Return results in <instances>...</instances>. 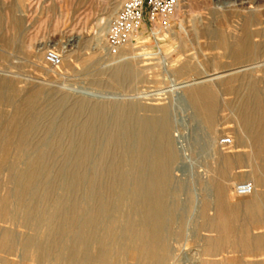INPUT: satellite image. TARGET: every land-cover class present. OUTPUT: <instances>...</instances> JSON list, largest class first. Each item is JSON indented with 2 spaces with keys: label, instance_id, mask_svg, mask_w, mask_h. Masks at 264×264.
Listing matches in <instances>:
<instances>
[{
  "label": "rangeland",
  "instance_id": "1",
  "mask_svg": "<svg viewBox=\"0 0 264 264\" xmlns=\"http://www.w3.org/2000/svg\"><path fill=\"white\" fill-rule=\"evenodd\" d=\"M213 1L178 0L169 29L152 28L144 24L145 27L142 26L137 31L125 48L111 50L107 48L105 40L103 43L102 35L99 36V26L106 21L102 30L104 28L103 32L106 31L107 34V23L110 24L115 15L111 17L110 13L113 9L117 12L122 0H0V81H5L7 90H15L18 98L34 91L40 92L36 107L31 110L36 119L33 123H27V117L19 115L21 101L15 98V94H11V97L14 95L11 103H0V206L5 205L4 197L7 193L12 198H15L13 195L17 196L18 174L27 169L34 157L41 155L45 159L47 170L28 191L29 199H33L39 207L37 219L44 211L43 215L48 217L54 212L62 215L64 209L75 203L78 222L71 225L65 237L73 235L71 239L76 237L73 240H78L82 221L85 222L99 206L104 215L106 206L109 207L106 208L109 212L103 218L100 217L97 222L99 226L96 224V228L94 227L96 232L91 231L97 233L99 240L95 235L94 239H89L94 240V243L95 240L103 242L107 237L106 242L104 241L106 245L117 244L124 235L122 232L126 234L132 233L125 232L127 229L134 230L129 226V214L134 213V209L140 207L146 197L143 183L146 171H142L144 174L141 171L139 173L138 166L134 164L137 156L135 151L138 152L139 148V130L136 125L141 117L151 116L159 108L169 106L176 158L171 167L172 179L166 202L168 210L165 237L169 249L166 264H264V247L252 248L249 238L257 235L264 237V228L248 231L235 228L224 238L223 247L214 253L206 250L205 240L215 238L216 233L198 227L201 222L202 201L216 199L218 183L226 185L225 196L230 202L241 199L242 196L235 192V185L241 182L251 183L250 170L264 163V155L252 156L249 146L240 145L237 133L240 127L229 109L234 95L229 94L217 78L220 75L237 74H246L249 78L253 76L259 90L264 92V55H259L258 59L241 58L235 61L231 55L222 54L216 41L203 32L207 28L215 29L223 33L225 40L232 41L239 36L237 22L240 17L233 11L224 13L227 10H222L221 13L224 14L214 15L215 23L209 12ZM15 17L20 20L18 27L13 24ZM145 19L147 20L146 16ZM221 21L226 23L219 25ZM15 31L19 36L18 40L13 45L8 44L5 40ZM68 39H72L71 44L66 46ZM255 39L260 40L258 37ZM47 49H54L61 55L58 67L46 64L44 55ZM122 63L133 67L132 82L113 85L110 82L111 70ZM186 64L187 70L180 72L179 69ZM208 78L213 80L199 85L216 84L220 96V109L212 128H207L199 117L191 120L193 110L189 102L185 101L182 107L177 104L179 92L184 93L186 89L197 85L181 88L179 83ZM248 80L250 79L245 78L244 82ZM77 98L88 106L99 103L134 104L136 107L133 115L136 117L128 121L134 131L129 132L131 128L124 125L121 130L117 125L114 127L109 118L106 121L97 118L91 119L93 135L85 138L83 122L89 119L88 109L76 110L74 100ZM137 117H140L139 120ZM26 127L29 131V145L18 144L17 131ZM115 128L121 131L120 140H113L110 136ZM199 133L203 136L199 137ZM206 135L210 137L208 143ZM224 137H229L232 144L221 146L219 141ZM213 140L215 145L211 143ZM57 144L62 148L58 153L55 152ZM79 152L80 166H76L73 162ZM223 154L232 156L235 160L234 167L225 176L220 174L224 168L223 163H218V158ZM112 163L116 165L109 174L106 167ZM76 172H80V178L74 181ZM140 179L142 182H137ZM140 182L143 186L139 185ZM110 184L112 190L109 188ZM137 186L145 192H140V187ZM120 192L124 193L123 201L120 199ZM12 200L7 202L6 207L10 205L21 221L16 219L17 216L13 218L15 221H0V240L5 232H9L17 247L27 237L34 236L32 238L37 239L40 236V240L47 241L49 234L44 232V225L55 223L61 215L54 213L51 215L52 220L51 217L41 215L43 219L47 218L53 223H43L44 220L40 217L41 223L36 221V230L33 226L28 229L22 222L24 208L17 207L16 211ZM105 203L107 205L103 206ZM97 204L98 207H95ZM92 208L94 209L91 210ZM213 213V209L208 210L207 217H212ZM179 225H182L181 236L176 234ZM71 228L78 229L74 231ZM94 228L92 229L95 230ZM110 228L114 229V233ZM5 251L6 249L0 250V264H34L32 260L25 262ZM56 251H60L59 254ZM56 251L53 255H57V259L53 255L52 257L57 263L61 260L59 256L63 255V250Z\"/></svg>",
  "mask_w": 264,
  "mask_h": 264
},
{
  "label": "bare ground",
  "instance_id": "2",
  "mask_svg": "<svg viewBox=\"0 0 264 264\" xmlns=\"http://www.w3.org/2000/svg\"><path fill=\"white\" fill-rule=\"evenodd\" d=\"M222 10H227V12L225 11L224 13L233 11L238 17H240L237 22V24L239 25V36L235 37V39L232 41H227L223 37V33L218 32L215 29L207 28L203 32L206 36H208V38L214 39L216 41L218 49L222 50L223 52L222 54L231 55L232 59H235V61L236 59L241 58L258 59L257 57L259 55H264V0H214L213 2H211V8L209 11L211 16L213 17V21L216 19V17L214 16L215 14H224L221 13ZM115 12L116 9H113V12L110 13L111 17L115 14ZM104 22L106 21H103V23H101L99 26V36L102 35L103 43L106 37V31L104 33V28L102 30V26L105 25ZM225 23L226 21H221L219 25ZM13 24L15 27L19 26L20 20L18 19V17L14 18ZM143 27H145V25H143ZM108 28L109 22L107 23V31ZM18 37V33L15 31L14 33H12V35L7 37L5 41H7L8 44L13 45L18 40ZM256 37L260 38V40L257 41L255 39ZM71 40L72 39H68L66 46H69L71 44ZM137 56L140 57V55ZM259 63L262 62L259 61ZM187 68L188 66L186 64L182 66L179 71H186ZM132 72L133 67L129 64L122 63L116 65L110 73L111 84L114 85L115 83L118 85H122L125 82L127 84H130L133 78L131 75L133 74ZM217 78H219L220 84L225 86V89L229 92V94L234 95V98L229 103V106H231L229 107V109L233 115L232 118L238 122L240 127L239 131L237 132L239 134L240 145L249 146V148H251L252 150V156L261 154L264 155V92H262L261 89L259 90V85L257 87V84L252 79L254 78L253 76L252 78H249V75L247 76L246 74H237L230 76L220 75ZM245 78L250 80L244 82ZM212 80L213 78H208L201 79L196 82L190 80L179 83L182 86L181 88L197 84L196 86H192L186 89L184 93L179 92V101L177 104L182 107L183 104L186 103L185 101L189 102L190 107L193 110V114L191 115L193 117L191 118V120L199 117L205 123L207 128H212L217 120V113L220 109V96L218 94L219 91L215 86L216 84H214L213 82V84L211 85H199V83ZM256 81H258V79ZM4 83L5 81H0V103H11L14 100V95L13 97H11V94H15V98H18V94L15 90H7L6 86H4ZM39 93V91H34L28 95L26 94L23 96H19L18 98L19 101H21V109L19 115L26 116L28 119L27 123H33L36 121V119L34 118L35 115L32 114L31 110L36 107ZM74 101L76 110L80 111V109H88L89 119L83 122V129H85V138L91 137V134L93 133L91 119L97 118L101 119V121H106L109 118L110 120H112L114 127L117 125V127L121 130V126L124 125V127H130L132 129L131 130L129 128V132L134 131V129L131 127L132 125L130 126L128 122L129 120L133 119L132 117H136L133 115L134 109L136 107L134 104L125 102L116 103L115 105H112L110 103H99L91 104L88 106L84 101H81L80 98H77ZM170 114L171 109L169 108V106H167L159 108L151 116L143 118L141 117L140 120V117H137L139 120V126L136 125L139 128H137V130H139V133H137L139 148L138 152L137 150L135 151V154H137V156L134 155L136 156V161L134 164H136V167L138 166V172L141 171V173L144 174L142 171H146L145 177L143 176V183H145L146 188V197L143 203L142 201L140 202L142 203V205H140V207H137V209H134V213H132L133 211L131 212L133 216L132 214H129L131 215V225L129 226H132L131 230L132 228L134 230L128 231V229L126 228L127 231L125 232L132 233L125 234L124 232H122V234L124 235L119 239L117 244L108 243L106 245V235H104V237L106 238L104 240L105 242H102L101 240H95V242L93 243L94 240L92 241V239H94V235L95 238H99V236L96 235L97 233H93L94 231L96 232L95 225L100 220V217L109 212L107 210L109 209V207L107 208L105 206V212L103 211L104 215H102L100 209L101 207L99 206V208H96L98 210L91 212V214L89 213V216L86 214L88 216L87 220L85 222L82 221L83 223H81L82 225L81 227H79L78 233L80 235V238L78 240H73L76 237L71 239L73 235L72 237H70V235V238H66V231H68L71 225L75 224V222H78L77 217L75 216L77 215L76 212H78L77 205L73 203L71 206L69 205L70 208L67 207V209H64L65 207L61 206L64 209V212L63 210H61V213L63 212L62 215L60 213L57 214L56 212H54L57 215H61L55 223L47 219L50 218L51 215H54L52 211L51 212L53 214L50 213L49 217L47 215H43V213L46 212L44 211V209L46 208H44L43 206L44 209H42L44 212L40 214L39 219L42 215V217H47L45 218L47 219V221H45V219L41 217V220H44L43 223H49V221L50 223H53L44 225L43 230H45V233L47 232L49 234V239L47 241H44L43 239L40 240L38 238L40 236H38L37 240L32 238L34 236L31 235L32 237L25 238L21 246L17 247V245L15 244L16 242H13V237H11L12 235H9L11 233L8 232V234H6L5 232V235H3L0 240V250L3 251L4 249H6L5 253H7L8 255L17 256L18 258L20 257L22 258V261L24 260L25 262L32 260L34 264H82L84 262L83 260H85L83 264H166L169 258V249L165 237L167 224L166 213L168 210L166 202L169 195L168 187L172 179L171 167L173 161L176 158V150L174 148L173 140L171 137V130L173 126ZM124 119L125 121H123ZM118 128H115V130L112 132V135H110L113 140H120L119 133L121 131H119ZM28 132L29 131L27 127L19 129L17 131L18 144L21 143V145H24L29 143ZM201 135L202 133L199 135V137ZM205 138L206 143H208L210 137L206 135ZM211 143L214 144L215 141L213 140L211 141ZM56 146L57 147L55 149V152L58 153L62 150V148L59 147L60 145L58 144ZM78 147L80 151V146ZM65 150L67 151V149ZM218 160V163H220L219 165H221L222 162L224 166V168H222V171L219 170L220 174L223 176L227 175L228 170L234 167L235 160H233L232 156H229L227 154H223L218 158ZM74 163L76 166H80V152L73 164ZM115 165L116 164L112 163L111 165L106 167V171L111 174L113 169L115 168ZM219 167L221 168V166ZM46 168L47 167L45 159L40 155L34 157L29 162L27 169L18 174V178L16 181L17 196L13 195V197L15 198H12L10 194L7 193V195L4 197L5 205L3 207L0 206V221L9 222L13 220V218L15 219V217L17 216L12 211V207L10 205L6 207L7 202L10 203L11 199H13L12 201H14L13 203L14 206H16L14 207L16 208V211L18 210L17 207L24 208V220L22 221L24 226L28 229L33 226L36 230V221L40 222L36 216L38 213H40V211H38L39 207H37L35 201L33 199H29L28 191L30 190L32 185L42 177V173L46 172ZM0 172H2L1 168ZM137 173L136 175L138 176L140 172L138 174ZM249 174L251 176L250 181L252 190L249 194L241 195V199L230 202L225 196L226 185L223 182H220L217 185L216 199L214 201L207 199H204L202 201L200 210L201 222L198 227L201 230L212 231L216 233L215 238L205 240V245L207 247L206 250L213 251L214 253L220 250L223 247L224 238L229 235V233H231L235 228H239L243 231L264 228V163H262L261 165H257L255 168H252ZM79 178L80 172H76V174L74 175V181H77ZM140 178L142 177L140 176ZM138 181H141V179L137 180V182ZM141 182L139 183V185H142ZM258 187L259 189L261 188V190H259ZM109 188L110 190H112V184H110ZM123 188H125V186ZM141 190L144 191V189L140 187V192ZM123 195L124 193L120 196L121 201H123L124 199ZM104 205L107 204L105 203L103 204V206ZM75 206L77 208L76 210ZM96 206L98 207V204L95 205V207ZM45 207L48 208V206ZM61 207L59 208L61 209ZM93 209L94 208H92L91 210ZM211 209H213L214 212L213 216L207 217V211ZM58 210L57 212H60ZM18 218L19 217L17 216L16 219ZM50 219L52 220V217ZM181 221L183 222V219H181ZM181 221L180 224L182 223ZM12 223L14 224V222H11V224ZM20 224L22 223L20 222ZM78 225L80 226V223ZM92 228H94L95 230H93ZM77 229L72 230L77 231ZM100 231L102 230L100 229ZM103 231H106V229ZM107 231H109V229ZM40 232L43 231L41 230ZM97 232L99 231L97 230ZM104 233H102V235L100 234L102 238ZM112 233H114V231ZM176 234L178 236H181L182 225H179ZM249 238L252 244V248L264 247V237H262L261 235L249 236ZM88 240H91L93 244ZM87 242L92 245H88L89 243ZM244 243H246L245 245L247 246L248 243L246 240ZM57 249H62L63 255L60 254L59 259L61 260H57L58 262L56 263L54 258L57 255H53V252L55 253ZM56 252L59 254L60 251ZM52 255L54 256V258L52 257ZM53 260L55 261V263L53 262Z\"/></svg>",
  "mask_w": 264,
  "mask_h": 264
},
{
  "label": "built area",
  "instance_id": "3",
  "mask_svg": "<svg viewBox=\"0 0 264 264\" xmlns=\"http://www.w3.org/2000/svg\"><path fill=\"white\" fill-rule=\"evenodd\" d=\"M177 4L178 0H122L109 24L105 37L107 48L115 50L124 47L144 24L152 28L169 29ZM44 59L50 67H58L61 64V55L54 49H47ZM219 144L229 146L232 140L224 137ZM234 188L238 195H246L251 192L252 185L249 182H241Z\"/></svg>",
  "mask_w": 264,
  "mask_h": 264
}]
</instances>
